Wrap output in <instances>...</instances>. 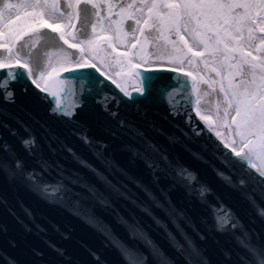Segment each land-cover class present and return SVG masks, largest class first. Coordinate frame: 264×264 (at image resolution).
<instances>
[{"label":"snow or ice","instance_id":"1","mask_svg":"<svg viewBox=\"0 0 264 264\" xmlns=\"http://www.w3.org/2000/svg\"><path fill=\"white\" fill-rule=\"evenodd\" d=\"M213 104L215 123L201 114ZM0 108L43 113L0 121V180L98 237L99 248L85 242L93 264H264V234L183 157L245 190L264 221V0H0ZM181 189L199 205L191 215L172 199ZM9 212L48 236L46 216ZM210 233L230 237L215 260ZM44 243L53 258L28 244L23 264H72L51 236Z\"/></svg>","mask_w":264,"mask_h":264},{"label":"water","instance_id":"2","mask_svg":"<svg viewBox=\"0 0 264 264\" xmlns=\"http://www.w3.org/2000/svg\"><path fill=\"white\" fill-rule=\"evenodd\" d=\"M27 113H28V112H27ZM27 113H24V114L20 113V114H18V117H22V116L27 117V116H26ZM13 116H15V113H14L13 110H6V111H4L3 113L0 114V121L5 120V119H10V118L13 117ZM31 117H34L35 119H41L42 115H40V116L30 115V117H27V118L29 119V122H30V123H32V119H31ZM230 191L233 192L234 194H236V193L242 192V191H244V190H233V189L231 188ZM25 193H26V192H25ZM178 194H179V193H178ZM179 195H180V194H179ZM219 195H220L222 198H224V193H223L222 191H219ZM23 196H24V195H23ZM239 198H240V199H244V195H240ZM183 199H184V200H187V198H183ZM25 201H28V198H25ZM34 203H35V205H37L36 202H34ZM43 212L45 213L46 216H49V215H51V214H57L58 216H60V219H62V211H61V210H56V209L48 208L47 206L43 205ZM242 215H244V214L242 213ZM248 227H249V229H252L253 224H249ZM254 228H255V230H257V225H256V224L254 225ZM258 232H261L262 234H264V225H258ZM83 247H87V246L84 245ZM81 258L83 259V261L86 262L87 256L84 255V256H82ZM81 258H80V259H81ZM79 264H80V263H79Z\"/></svg>","mask_w":264,"mask_h":264},{"label":"rangeland","instance_id":"3","mask_svg":"<svg viewBox=\"0 0 264 264\" xmlns=\"http://www.w3.org/2000/svg\"><path fill=\"white\" fill-rule=\"evenodd\" d=\"M60 58H61V55H60V57H58V58L56 59V61H53V59H51V60H52V63L55 64ZM225 131H226V130H225ZM225 131H222V132H225Z\"/></svg>","mask_w":264,"mask_h":264}]
</instances>
